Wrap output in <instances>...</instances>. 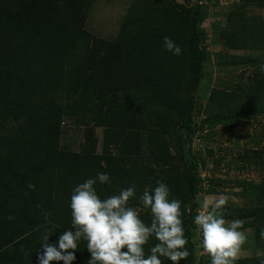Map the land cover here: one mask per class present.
Masks as SVG:
<instances>
[{
    "label": "trees",
    "instance_id": "16d2710c",
    "mask_svg": "<svg viewBox=\"0 0 264 264\" xmlns=\"http://www.w3.org/2000/svg\"><path fill=\"white\" fill-rule=\"evenodd\" d=\"M95 1L0 0V264H38L44 233L51 234L49 243H56L70 230L73 190L97 173L110 180L94 185L101 200L135 185L136 196L128 204L146 225L150 211L139 196L145 187L165 183L169 199L181 201L188 240L189 256L178 264H211L208 255H199L201 237L197 240L193 221L199 194H218L215 188L222 185L220 179L204 184L206 158L217 167L225 159H215L209 147L204 155L185 146L218 127L221 134L228 131L231 142L240 136L233 132L236 127L249 132L251 117L263 118L254 146L227 166H257L262 176L259 182L235 180L243 203L227 205L222 214L226 222L242 221L239 230H250L252 245L261 251L235 264H260L264 58L233 52H264V20L250 12L264 10V0H237L226 21L208 30L203 23L210 0H132L112 38L95 37L86 29ZM211 28L213 40L224 48L223 55H216L217 68L243 70L238 81L220 78L201 99L198 89L211 60ZM164 37L181 48L180 55L164 50ZM156 243L149 239L146 255ZM75 256L72 264H88L86 241L78 242Z\"/></svg>",
    "mask_w": 264,
    "mask_h": 264
},
{
    "label": "clouds",
    "instance_id": "9594fccd",
    "mask_svg": "<svg viewBox=\"0 0 264 264\" xmlns=\"http://www.w3.org/2000/svg\"><path fill=\"white\" fill-rule=\"evenodd\" d=\"M163 44L164 50L174 55L182 52L169 37H164ZM260 72L264 74V64ZM97 180L102 184L110 182L108 174L97 173L96 178H89L74 188L70 198V230L64 231L56 243H49L51 234L44 233L40 242L42 254L37 250L38 264L52 261L72 264L81 240L86 241L90 253L88 264H162L160 257L178 264L189 256L181 201L169 199L170 191L165 183L157 181L154 189L145 187L139 196L140 204L150 211V224L146 225L138 211L128 204L136 196L135 185L101 200L94 188ZM28 187L34 189L35 186L29 184ZM227 203L228 197L224 195L206 198L194 217L193 222L201 233L200 252L211 258V264H235L247 240L245 232L239 230L243 227L242 221L226 222L223 218ZM48 215L45 213V218ZM260 236L264 239V228ZM152 237L158 243L146 255L144 246ZM260 264H264V259H260Z\"/></svg>",
    "mask_w": 264,
    "mask_h": 264
},
{
    "label": "rangeland",
    "instance_id": "374dc122",
    "mask_svg": "<svg viewBox=\"0 0 264 264\" xmlns=\"http://www.w3.org/2000/svg\"><path fill=\"white\" fill-rule=\"evenodd\" d=\"M131 1L132 0H96L87 20L86 29L95 37H114L118 31L121 19ZM235 4H238L237 0H210L211 8L208 16L206 17V20L203 23V27L208 30L210 28L209 25L212 26L213 23L222 25L226 21L229 10H231ZM250 12L256 16H260L264 20V10L250 8ZM207 35V40L209 42L208 50L211 53V60L205 66L204 79L198 89V96L201 97V99H205L207 97L208 92L212 87H216V85H219V80L224 79V81H238L239 73L243 70L242 68H238L234 71L231 70L233 72L232 73L230 71L224 70L225 68H217L215 63L217 60L216 55H223L224 48L219 42L213 40L214 31L212 28ZM233 53L237 55L250 56L251 58H264L263 51H245ZM250 71L251 69H248L246 75H248ZM248 121L252 123L249 132L246 134L244 132V129H242L241 127H236L235 129H233V132L235 131L240 136H232L231 142L227 140L228 131L225 129L223 130V134H221L220 128L218 127L214 130L213 134L209 133L206 137L207 131H205L202 134H198L199 136L194 137L193 142H191L190 144H186V150L190 149L192 154L197 152V149H199L200 153L204 154V149L209 147L214 152L213 154L215 159H218L219 157H223V159H225L223 160V162H221L219 167H217L215 166L211 157L206 158V169L201 170V177L204 179V184L207 185V180L211 181L220 179L222 180V185L221 187L219 186L215 188L219 191L218 194H207L205 192L200 193L197 198L198 209H200L201 203L206 198H219L221 195L228 197L227 205H241L243 201L238 195L239 190L235 187V185H233L234 181H260L262 170L259 167L245 166L244 168L239 169H235L234 167H232V165L237 163L236 157L238 154H241L243 150H245V148L254 146V143L256 141V137L254 136L259 130V125L261 122H263V118L251 117L248 118ZM69 134H72V132H69ZM100 134L101 130L97 129V135L100 136ZM201 136H203V139L201 138ZM67 137H69V135H67ZM236 139L238 140V145L234 143ZM230 161H232V165L227 166ZM242 165L245 164L242 163L240 166ZM244 232L247 240L242 246L239 258L249 257L254 254H261V251L256 250L252 245V241L250 238L252 232L250 230H245ZM195 236L197 237V240L201 237V233L199 230L195 232ZM197 256L199 255L197 254Z\"/></svg>",
    "mask_w": 264,
    "mask_h": 264
}]
</instances>
